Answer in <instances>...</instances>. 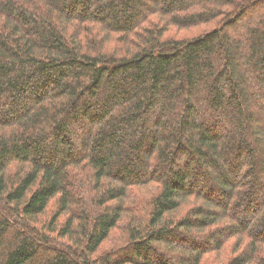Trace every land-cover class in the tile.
Wrapping results in <instances>:
<instances>
[{"label":"trees","instance_id":"1","mask_svg":"<svg viewBox=\"0 0 264 264\" xmlns=\"http://www.w3.org/2000/svg\"><path fill=\"white\" fill-rule=\"evenodd\" d=\"M0 264H264V0H0Z\"/></svg>","mask_w":264,"mask_h":264},{"label":"rangeland","instance_id":"2","mask_svg":"<svg viewBox=\"0 0 264 264\" xmlns=\"http://www.w3.org/2000/svg\"><path fill=\"white\" fill-rule=\"evenodd\" d=\"M192 33H194V32H192ZM183 35H185L184 32H180L178 34L179 37H181ZM117 234L118 233H114L113 237L111 238V241L110 242H107V243H105L103 245V249H102L103 252L110 250L111 248H113L115 246V244L117 245V243H118L117 240L119 239V237L117 236Z\"/></svg>","mask_w":264,"mask_h":264}]
</instances>
